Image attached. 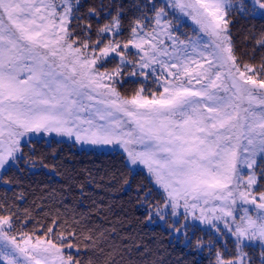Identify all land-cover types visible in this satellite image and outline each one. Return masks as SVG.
<instances>
[{
  "label": "snow or ice",
  "instance_id": "obj_1",
  "mask_svg": "<svg viewBox=\"0 0 264 264\" xmlns=\"http://www.w3.org/2000/svg\"><path fill=\"white\" fill-rule=\"evenodd\" d=\"M82 7L0 0V172L25 158L30 134L118 146L150 178L149 220L207 249L210 264H254L255 247L264 264V32L240 50L232 17L247 9L236 0L141 8L126 38L121 9L100 22ZM251 12L264 17V0ZM183 17L197 27L178 42L173 20ZM18 221L0 205V264H114L86 223L54 218L29 232Z\"/></svg>",
  "mask_w": 264,
  "mask_h": 264
},
{
  "label": "trees",
  "instance_id": "obj_2",
  "mask_svg": "<svg viewBox=\"0 0 264 264\" xmlns=\"http://www.w3.org/2000/svg\"><path fill=\"white\" fill-rule=\"evenodd\" d=\"M236 2L247 10L237 11L232 17L233 40L242 52L250 54L253 37L264 32V17L251 12L253 5L249 1ZM81 3L82 12L96 8L100 22L121 9L125 38L129 21L139 9L151 15L153 4L160 7L152 0H81ZM96 22L93 17V26ZM173 24L177 27L178 22ZM172 31L178 42H186L195 35L190 27L179 26ZM24 151L26 156L20 164L0 178V205L15 212L18 223L27 222L17 231H38L40 225H49L54 218L67 221L65 227L79 220L93 229L104 248L100 255L111 253L114 264H210L212 257L207 249L197 252L185 247L183 238H177L166 224L152 223L154 216L148 219L149 205L142 200L143 192L152 187L150 178L141 171L135 172L123 153L79 151L74 145L56 140L33 141ZM151 200H160L154 188ZM197 235L209 238L203 230ZM253 262L260 264L257 258Z\"/></svg>",
  "mask_w": 264,
  "mask_h": 264
},
{
  "label": "rangeland",
  "instance_id": "obj_3",
  "mask_svg": "<svg viewBox=\"0 0 264 264\" xmlns=\"http://www.w3.org/2000/svg\"><path fill=\"white\" fill-rule=\"evenodd\" d=\"M152 1L155 2L159 6H163L166 2V0H152ZM247 1H249L253 5V0H247ZM170 17H171V13H170ZM173 22H178L177 27H173V29L178 28L180 26L183 28L190 27L193 30H195L197 27L194 24V22L191 21L187 17H183L180 21L173 20ZM166 42H168V41H166ZM30 135H32V141L50 143L51 141L56 140V141L66 142L70 145H74V147L79 151L87 150V151H94V152H121L126 156V153L122 150V148H120L118 146H111V145H109V146H94V145L81 144V143L75 142L74 139L56 136L55 134L47 135L44 133H40L38 135H33V134H30ZM26 140H27V137L25 138V141ZM16 166H13V167H16ZM132 167H133L135 172L141 171L148 176L147 171L143 165L132 166ZM3 173L4 172H0V178L2 177ZM154 219H155V221L153 220L152 223L155 224V223L160 222L162 225H165V223L162 220H160L158 217L154 216ZM204 232L206 233V231H204ZM226 239H228V238L226 237ZM229 242H230L229 243V245H230L231 240H229ZM248 251L250 252V254L252 255L253 258H257L260 261V259H259V248L258 247L250 248V249H248Z\"/></svg>",
  "mask_w": 264,
  "mask_h": 264
}]
</instances>
